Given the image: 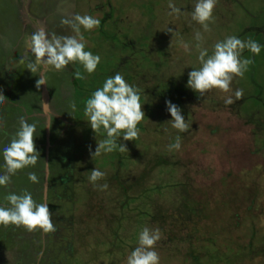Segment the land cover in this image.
Here are the masks:
<instances>
[{
  "label": "rangeland",
  "instance_id": "374dc122",
  "mask_svg": "<svg viewBox=\"0 0 264 264\" xmlns=\"http://www.w3.org/2000/svg\"><path fill=\"white\" fill-rule=\"evenodd\" d=\"M168 3L0 0V93L6 97L0 173L3 149L21 116L36 125L40 154L34 167L0 186V206H10L8 193L27 190L37 203H48L57 229L44 234L0 225V264H126L145 226L163 234L155 246L160 264H264V47L258 55L242 52L241 59L253 63L233 78L231 92L212 89L201 96L187 86L188 73L201 66L198 43L209 54L230 35L264 46V0H217L207 32L191 19L195 0H172L179 16L169 15ZM75 14L100 19L98 28L81 27L85 50L100 63L91 74L78 61L46 72L45 103L42 85L36 87L39 72L27 69L34 57L25 37L37 22L48 33L74 35L61 19ZM115 72L139 91L145 118L138 139L124 141L123 133L116 139L127 151L92 156L107 133L93 132L85 103ZM236 89H243V98L226 105ZM165 101L181 109L187 132L171 126ZM176 136L181 148L169 151ZM93 168L104 172L96 185L106 183V190L89 181Z\"/></svg>",
  "mask_w": 264,
  "mask_h": 264
},
{
  "label": "clouds",
  "instance_id": "9594fccd",
  "mask_svg": "<svg viewBox=\"0 0 264 264\" xmlns=\"http://www.w3.org/2000/svg\"><path fill=\"white\" fill-rule=\"evenodd\" d=\"M216 4L217 0H195L191 19L201 25L205 32L210 31L209 22L212 21ZM168 8L171 10L169 15L179 16L181 14V9L177 8L172 0H169ZM100 23V19L87 14H75L71 19L62 18L61 24L69 26L74 33V35L65 36L55 32L48 33L45 27L37 22L34 26L35 30L25 37L26 49L34 57V60L28 63L27 69L32 73L39 72V79L36 81L37 88L47 84L46 72L63 71L70 63L78 61L89 74L96 70L101 57L85 50L86 42L81 33V27L85 31H90L98 28ZM168 31L172 30L168 29ZM195 39L198 42L203 41L200 31L195 32ZM180 43L186 52L189 51L188 43L183 40ZM261 47L264 46L252 39L243 41L237 36L230 35L217 41L209 54V50L202 48L198 43V61L201 66L188 73L187 86L199 92L201 96L212 89H219L224 93L231 92L230 85L233 78L243 77L248 66L253 63L250 59H241L242 52L248 49L254 55H258ZM41 69L43 71H40ZM76 78L82 79L83 77L77 72ZM243 95V89H236L235 100L232 96H228L224 103L232 105L235 101L242 99ZM140 99L139 91L128 84L119 72L109 76L102 87L92 93L85 103L84 115L88 117L93 132H98L103 128L107 133V137L97 144L92 156H99L102 152L110 153L117 147L121 152L127 151L123 143L119 145L116 143L121 133H123L124 141L139 138L140 130L137 125L145 118ZM5 100L6 97L0 93V104H3ZM165 104L171 116V126L181 133L187 132L190 125L181 114V109L170 101H165ZM72 107L75 110V104ZM18 122V130L2 152L4 171L0 173V186L3 187H7L11 182V177L18 170L29 166L34 167L40 160V154L34 144L36 125L28 123L23 116ZM2 126L3 121L0 120V127ZM180 148L181 137L176 136L175 142L168 145V150L178 151ZM47 166L48 163L45 162V167ZM104 175V172L98 168H93L89 181L96 185V182L103 179ZM28 179L33 184L40 182L35 172H29ZM96 186L101 191L108 188L106 183ZM46 189L47 185H45ZM5 198L10 206H0V225L22 226L28 232L40 229L44 234L57 231L46 201L37 203L27 190H22L20 194L10 192ZM162 235L159 228L143 227L138 236V244L127 256L126 264H160V257L155 246L162 239ZM40 255L42 256L43 253Z\"/></svg>",
  "mask_w": 264,
  "mask_h": 264
},
{
  "label": "water",
  "instance_id": "95a60500",
  "mask_svg": "<svg viewBox=\"0 0 264 264\" xmlns=\"http://www.w3.org/2000/svg\"><path fill=\"white\" fill-rule=\"evenodd\" d=\"M41 89H42V96H43V99H44V102H45V93L47 92L46 91V88H45V85H42L41 86ZM46 103V102H45ZM46 107V106H45ZM47 130H48V127L46 126V132H47ZM46 173L48 174V172H47V168H46Z\"/></svg>",
  "mask_w": 264,
  "mask_h": 264
},
{
  "label": "bare ground",
  "instance_id": "6f19581e",
  "mask_svg": "<svg viewBox=\"0 0 264 264\" xmlns=\"http://www.w3.org/2000/svg\"><path fill=\"white\" fill-rule=\"evenodd\" d=\"M44 95H45V101H46V97H47V95H48V94H47V93H45ZM47 101H48V99H47Z\"/></svg>",
  "mask_w": 264,
  "mask_h": 264
},
{
  "label": "flooded vegetation",
  "instance_id": "af4514ba",
  "mask_svg": "<svg viewBox=\"0 0 264 264\" xmlns=\"http://www.w3.org/2000/svg\"><path fill=\"white\" fill-rule=\"evenodd\" d=\"M47 175V174H46Z\"/></svg>",
  "mask_w": 264,
  "mask_h": 264
},
{
  "label": "trees",
  "instance_id": "16d2710c",
  "mask_svg": "<svg viewBox=\"0 0 264 264\" xmlns=\"http://www.w3.org/2000/svg\"><path fill=\"white\" fill-rule=\"evenodd\" d=\"M75 81V80H74Z\"/></svg>",
  "mask_w": 264,
  "mask_h": 264
}]
</instances>
